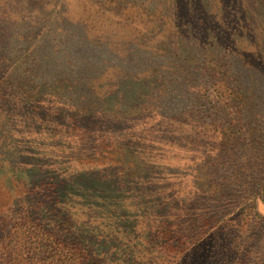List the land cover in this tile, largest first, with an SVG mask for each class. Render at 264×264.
I'll list each match as a JSON object with an SVG mask.
<instances>
[{
    "label": "rangeland",
    "instance_id": "obj_1",
    "mask_svg": "<svg viewBox=\"0 0 264 264\" xmlns=\"http://www.w3.org/2000/svg\"><path fill=\"white\" fill-rule=\"evenodd\" d=\"M90 145L112 150L95 161ZM193 160L264 178V0H0V201L59 172L80 229L141 249L147 233L127 200L145 190L128 175L189 185ZM252 163L260 171L246 177ZM194 248L165 264L198 263Z\"/></svg>",
    "mask_w": 264,
    "mask_h": 264
},
{
    "label": "trees",
    "instance_id": "obj_2",
    "mask_svg": "<svg viewBox=\"0 0 264 264\" xmlns=\"http://www.w3.org/2000/svg\"><path fill=\"white\" fill-rule=\"evenodd\" d=\"M77 127L78 118L74 119L73 128ZM168 137L166 134V141L172 142ZM91 146L85 149L90 150L95 161L107 148V152L112 150L109 145ZM213 146L210 143L204 149L215 151L213 148L217 147ZM219 150L223 151L221 146ZM203 159L205 157L199 161ZM191 162L187 166L196 174L190 176L189 185L179 175L165 180V185L153 183L146 175L137 178L128 175L125 185L131 186L134 182V188H139L135 194H139L141 188L145 190L141 192L145 195L143 200L135 197L137 195L127 200L137 210L139 222L147 233V241L141 249L133 242L124 245L117 237L101 239V235L80 229L82 224L67 206L69 184L63 174L48 169L36 183L27 184V189L17 182L16 190L0 201V264H149L129 256L133 248L147 252L146 261L156 255L165 264L167 260H180L185 253L194 252L198 244L201 254L196 264H264V216L260 211V203L264 204V178L231 179L227 176L231 166L226 163L222 164L227 173L222 174L216 168L221 167V163L216 160L207 165L196 160ZM99 164L96 162L95 166ZM161 164L165 167L164 162ZM252 165L246 177L260 171L258 165ZM100 166L105 167L106 161ZM202 168L211 171L201 176ZM86 182L88 185L97 183L94 179ZM254 183L259 184L260 201L249 204L245 201L246 193ZM245 187V191L239 190ZM116 197L113 199L117 203L120 197ZM239 205H244L238 211L240 217H228ZM134 233L130 239L139 238L140 234Z\"/></svg>",
    "mask_w": 264,
    "mask_h": 264
}]
</instances>
